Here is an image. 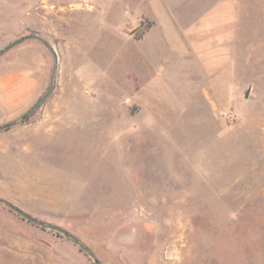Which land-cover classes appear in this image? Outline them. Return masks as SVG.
I'll return each mask as SVG.
<instances>
[{
  "label": "rangeland",
  "instance_id": "1",
  "mask_svg": "<svg viewBox=\"0 0 264 264\" xmlns=\"http://www.w3.org/2000/svg\"><path fill=\"white\" fill-rule=\"evenodd\" d=\"M209 14L193 49L181 28ZM31 36L57 77L0 132L1 199L101 264H264V0H0V52ZM34 65L33 106L52 54L0 57ZM0 264L94 262L0 204Z\"/></svg>",
  "mask_w": 264,
  "mask_h": 264
},
{
  "label": "crops",
  "instance_id": "2",
  "mask_svg": "<svg viewBox=\"0 0 264 264\" xmlns=\"http://www.w3.org/2000/svg\"><path fill=\"white\" fill-rule=\"evenodd\" d=\"M208 16L211 15H207L204 19L199 17L197 22L196 19L192 20L181 28L180 32L186 36L187 40L192 44L193 49L202 48L201 44H196L202 40V36L211 37L215 34L212 33V23ZM158 25L159 23L157 22L152 24L153 27L149 28L147 34L149 35L158 29ZM207 52V56L204 59L209 58L206 64L209 63V67H212L217 63L213 62L215 57H211L210 52ZM34 67L35 65L33 67L20 68L17 69L18 72L16 73L10 72L0 76V123L1 121H5L7 124L8 122L19 120L33 106L39 93V80L37 79Z\"/></svg>",
  "mask_w": 264,
  "mask_h": 264
},
{
  "label": "water",
  "instance_id": "3",
  "mask_svg": "<svg viewBox=\"0 0 264 264\" xmlns=\"http://www.w3.org/2000/svg\"><path fill=\"white\" fill-rule=\"evenodd\" d=\"M29 39L37 40V41L41 42L49 50V52L53 56L54 66H53L51 84H50V87H49L47 94L41 100H39L31 109H29V111L26 114H24L19 120L13 121V122H10V123H7L5 125L0 126V132L11 129L14 126L25 123L30 118V116L33 113H35L45 103V101L50 97V95L54 89V85H55L56 77H57V71H58V56H57L54 48L47 41L43 40L39 36L25 37V38H22V39L16 41L12 45L5 48L2 52H0V57H2L3 55H5L9 51H11L13 48L19 46L20 44H22L23 42H25ZM0 204H3L5 207L9 208L11 211H13L16 214H18L19 216H21L24 220H27V221H29L33 224H36L42 228L49 229V230L60 233L64 237L71 240L75 245H77L81 249L82 252L87 254L93 260L94 264H101L100 261L96 258L95 254L89 249L88 246H86L82 241H80L77 237H75L70 232L66 231L65 229H63L57 225H53V224L41 221L38 218H35L32 215L24 212L23 210H21L20 208H18L13 203H11L7 200L0 198Z\"/></svg>",
  "mask_w": 264,
  "mask_h": 264
},
{
  "label": "trees",
  "instance_id": "4",
  "mask_svg": "<svg viewBox=\"0 0 264 264\" xmlns=\"http://www.w3.org/2000/svg\"><path fill=\"white\" fill-rule=\"evenodd\" d=\"M41 99H42V98H41ZM41 99H40V100H41ZM32 107H33V106H32ZM32 107H31V108H32ZM31 108H30V109H31ZM28 111H29V110H28ZM28 111H27V112H28ZM27 112H26V113H27ZM26 113H25V114H26ZM30 120H31V117L26 121V123L29 122Z\"/></svg>",
  "mask_w": 264,
  "mask_h": 264
}]
</instances>
